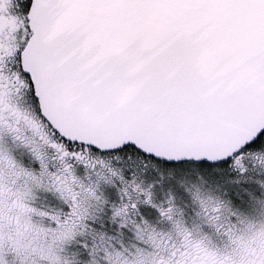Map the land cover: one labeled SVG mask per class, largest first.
I'll return each instance as SVG.
<instances>
[{
  "label": "snow or ice",
  "instance_id": "obj_1",
  "mask_svg": "<svg viewBox=\"0 0 264 264\" xmlns=\"http://www.w3.org/2000/svg\"><path fill=\"white\" fill-rule=\"evenodd\" d=\"M0 264H264V0H0Z\"/></svg>",
  "mask_w": 264,
  "mask_h": 264
}]
</instances>
